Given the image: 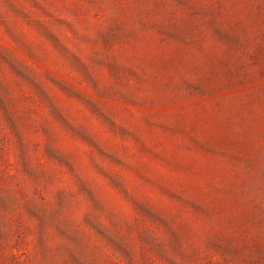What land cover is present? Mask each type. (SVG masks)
I'll return each instance as SVG.
<instances>
[{
	"label": "rangeland",
	"instance_id": "374dc122",
	"mask_svg": "<svg viewBox=\"0 0 264 264\" xmlns=\"http://www.w3.org/2000/svg\"><path fill=\"white\" fill-rule=\"evenodd\" d=\"M0 264H264V0H0Z\"/></svg>",
	"mask_w": 264,
	"mask_h": 264
}]
</instances>
